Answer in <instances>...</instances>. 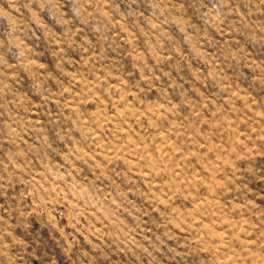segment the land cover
Listing matches in <instances>:
<instances>
[{
	"label": "rangeland",
	"instance_id": "rangeland-1",
	"mask_svg": "<svg viewBox=\"0 0 264 264\" xmlns=\"http://www.w3.org/2000/svg\"><path fill=\"white\" fill-rule=\"evenodd\" d=\"M0 264H264V0H0Z\"/></svg>",
	"mask_w": 264,
	"mask_h": 264
}]
</instances>
